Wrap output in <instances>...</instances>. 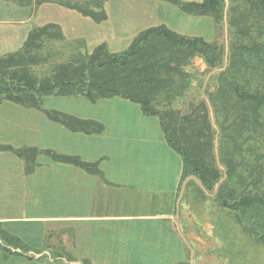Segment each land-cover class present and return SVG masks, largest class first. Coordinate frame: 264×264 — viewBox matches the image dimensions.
Here are the masks:
<instances>
[{"label":"crops","instance_id":"0c3cea01","mask_svg":"<svg viewBox=\"0 0 264 264\" xmlns=\"http://www.w3.org/2000/svg\"><path fill=\"white\" fill-rule=\"evenodd\" d=\"M129 3L130 17L112 23L109 0H0V59L23 56L30 33L49 24L77 57L102 43L121 52L147 28H171L177 14L197 22L162 0ZM194 181L160 119L138 103L50 95L33 107L0 94V264H196L200 227L183 202Z\"/></svg>","mask_w":264,"mask_h":264},{"label":"rangeland","instance_id":"374dc122","mask_svg":"<svg viewBox=\"0 0 264 264\" xmlns=\"http://www.w3.org/2000/svg\"><path fill=\"white\" fill-rule=\"evenodd\" d=\"M131 1L136 2L109 0L114 16L112 23L119 16L117 13L123 12L130 17L128 13L133 10ZM262 1L258 8L251 10L244 0H225L219 21L211 15L195 16L197 22L190 21L188 24L183 23L178 14L169 18L173 30L183 26L180 30L185 28L216 43L220 53L214 65L208 64L201 56L190 60L186 67L188 88L182 96L171 97L174 93L167 88L157 91L154 96L157 109L173 110L178 117L190 113L192 101H202L207 106L210 129H206L201 137H196V126L184 123L182 131V139L194 141V146L200 147L198 151L203 149L204 157L213 159L220 172V179L212 191L206 190L195 175L184 176L199 180V185L196 181L187 185L183 200L185 209H190L193 214L188 218L195 224L198 222L200 227L197 234L202 247L197 248L196 264H264L263 224L250 214L254 211L233 210L223 206L220 199L223 196L232 201L233 197L248 194L264 199V113L255 124L247 121V111L234 94L236 86L264 92ZM119 2L126 4L120 5ZM169 4L180 10L176 5ZM165 16L169 17V12H164ZM104 25L109 28L108 35L112 24ZM254 42L261 46V59H256L244 48ZM51 44L53 49L49 48ZM125 44H120L119 50H123ZM68 47L59 39L45 41L40 53H48L47 60L29 68V74L37 81L49 77L55 64L72 59L73 56L65 54Z\"/></svg>","mask_w":264,"mask_h":264},{"label":"trees","instance_id":"16d2710c","mask_svg":"<svg viewBox=\"0 0 264 264\" xmlns=\"http://www.w3.org/2000/svg\"><path fill=\"white\" fill-rule=\"evenodd\" d=\"M176 5L181 12L194 15H211L220 20L225 0H163ZM249 9L258 8L262 0H244ZM85 15H92L82 11ZM54 24L32 31L24 47V55H10L0 59V94L4 97L28 106L40 107L46 96L85 95L92 101L120 96L138 103L146 115L160 119L162 130L169 145L176 150L184 162V176L195 175L206 190L212 191L220 179V172L214 160H207L205 152L198 151L194 141H184L182 131L184 123L196 126V137H201L210 129L207 106L204 102H190V113L178 117L175 111H161L154 105L157 91L167 88L179 97L186 91L188 77L186 67L195 56L203 57L210 65L218 62L220 53L216 43L204 37L179 33L165 24L152 26L141 31L125 50L112 53L106 43L99 44L87 56L72 57L69 61L57 63L52 74L35 80L29 68L46 61V55L40 51L45 41L61 38ZM256 59H261V46L254 42L246 45ZM34 53V54H33ZM31 70V69H30ZM235 98L247 111V121L257 123L264 113V92L261 89H234ZM170 97V96H169ZM55 118L68 125L77 124L64 114L51 112ZM53 154V153H52ZM54 155V154H53ZM56 159L88 167L77 157L55 154ZM222 205L241 212H250L264 226V199L242 195L231 200L220 198ZM256 213V214H255ZM249 214V213H248Z\"/></svg>","mask_w":264,"mask_h":264}]
</instances>
